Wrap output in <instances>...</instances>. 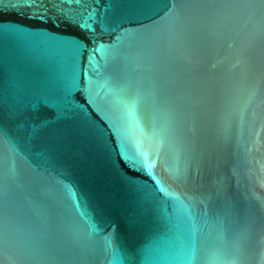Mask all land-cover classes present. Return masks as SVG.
Listing matches in <instances>:
<instances>
[{"label": "water", "instance_id": "95a60500", "mask_svg": "<svg viewBox=\"0 0 264 264\" xmlns=\"http://www.w3.org/2000/svg\"><path fill=\"white\" fill-rule=\"evenodd\" d=\"M0 236V264H264V0H0Z\"/></svg>", "mask_w": 264, "mask_h": 264}, {"label": "snow or ice", "instance_id": "6c2138e0", "mask_svg": "<svg viewBox=\"0 0 264 264\" xmlns=\"http://www.w3.org/2000/svg\"><path fill=\"white\" fill-rule=\"evenodd\" d=\"M75 2L76 3H81V2H83V0H75ZM97 2H98V0H97ZM157 2L163 3V2H165V0H157ZM2 243H3V237L0 236V244H2Z\"/></svg>", "mask_w": 264, "mask_h": 264}]
</instances>
